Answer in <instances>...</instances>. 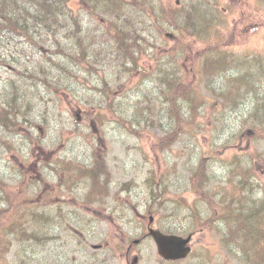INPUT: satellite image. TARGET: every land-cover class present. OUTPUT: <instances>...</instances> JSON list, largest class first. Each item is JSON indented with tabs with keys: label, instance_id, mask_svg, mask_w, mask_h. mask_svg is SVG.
I'll return each instance as SVG.
<instances>
[{
	"label": "rangeland",
	"instance_id": "374dc122",
	"mask_svg": "<svg viewBox=\"0 0 264 264\" xmlns=\"http://www.w3.org/2000/svg\"><path fill=\"white\" fill-rule=\"evenodd\" d=\"M18 1L23 6L17 9L21 14L16 12L14 18L28 16V31L35 34L32 38L34 46L20 47L11 43L0 49L2 57L11 53L14 56L6 60L0 57V103L6 102L12 90L17 88L18 93L31 95L35 119L38 109L43 111V124L37 123V126L33 122L36 130L40 127L38 139L37 132L34 135L29 132L33 135L34 144L25 140L23 129L20 128L22 133L15 132L13 125L0 132L1 172H4L5 162L10 160L13 163L10 173L24 174L22 176L19 173L18 179L8 173L5 175L0 172V176L9 185L8 194L16 207L29 204L25 194L29 181L40 179L41 191L33 195L39 194V201L25 211L29 230H33L34 233H31L38 238L26 236L19 243L12 238L4 264H162L149 238L134 245L128 253L129 258L126 254L114 252L112 246L114 243L120 244L125 233L134 232L133 237H139L140 228L148 221L150 214H154V226L179 231L184 230L191 221L188 218L189 214L192 215L191 208L205 217L209 207L204 200L197 198L191 183V176L202 156H205L206 164L203 187L212 196H218L217 191L221 185H225L229 175L232 177L234 173H247L248 170L250 179L264 187V138L252 139L246 135L239 142V132L232 126L237 125L239 112L228 113L227 104L220 103V99L211 93L222 91L230 96L231 101L243 103L245 115H248L247 110L261 102L256 93H264V0H147L143 5L134 4L132 0H67L66 9H86L85 13L80 10L84 14L79 15V22L84 21L82 18L85 16L91 31L95 26L100 28V32L95 34L96 45L84 43V54L80 50V55L70 59H77V66L68 72L63 64L66 50L70 51L72 45L56 48L50 43L44 44V39L40 38L46 33L48 37L51 19L44 18L43 28L31 26V15H27H33L30 4L27 5L25 0ZM216 8L220 12L217 14L219 20L214 25L215 30L188 35L185 27H176L166 21V12L171 9H180L177 21L182 24L187 18V9ZM107 9L114 10L107 13ZM104 19L116 21L118 27L125 28V33L136 37V45L140 44L139 48L136 45L132 48L133 52L140 50L139 67L132 74L127 73L129 56L123 57V48L114 46L116 41L109 31L103 29L106 26ZM221 30L224 34L221 43L226 46L220 47L224 57L222 63L213 70L214 74L207 76L200 68L201 59L196 69L197 78L193 77L195 82L191 83V91L201 92L202 102H197L198 114L194 116L193 111H190L180 119L174 117V110L180 108V100H177V107L172 108L170 98H165L168 85H155L154 79L165 72L170 75L174 71L178 75L190 77L188 67L192 65L197 51L208 44L215 45ZM40 47H44V52H39ZM29 59L45 65L46 76H58L52 78L54 85H45L53 94H47L42 88L37 91V87L33 86L31 74H25V66L19 65V62ZM221 69L223 71L216 74ZM67 76L70 82L65 83L76 86L74 93L57 85ZM32 78L44 85L40 78ZM103 83L108 84L109 92L116 88L119 90L114 94L115 101L119 103L116 108L122 105L127 96L129 116L126 123L137 129L138 133L124 127L121 124L123 120L117 114L111 116L105 110L99 115L102 124L92 127L93 107L89 100L97 92L96 105L99 108L105 106V98L98 94L104 88ZM243 94L246 96L243 97ZM137 97L146 99L143 111L135 108ZM45 98L50 100L49 104ZM56 107L62 114L51 115ZM77 107L83 110V117H78V129L73 122ZM147 115L148 123L144 119ZM179 124L183 128L175 136L167 138L169 143L163 146L161 138L171 136L170 132ZM209 124L227 128L221 138H217L218 129L209 130ZM230 127L234 128V133ZM91 132H102L101 140L93 142L91 138L85 137ZM156 140L158 142L151 145ZM96 142L105 151L104 170L109 172L108 180L107 174L96 168ZM46 148L48 152H43ZM31 152L36 156L24 159L23 155ZM53 159H58L60 165L64 163L70 168V172L65 173V182L67 176L71 175H74L75 180L77 177V182L72 188L64 185L59 191L44 195L42 187L51 191L49 183L53 181L44 165ZM100 161L103 163V160ZM60 175L64 176L63 173ZM92 183L105 188L108 196L90 201L87 194ZM260 193L264 194V188ZM155 199L160 204L152 209L154 213L143 216L142 209ZM1 202L3 200L0 205ZM21 219H24L23 214ZM68 233L71 236L72 233L76 234L72 244L67 238L70 237ZM58 234L66 236L62 237L65 247L70 243L67 252L60 249L59 240L52 241ZM224 242L219 226L214 225L209 231L195 233L193 252L188 260L170 264H242L230 256ZM100 243L102 248H93L94 244ZM104 243L107 244L104 246ZM135 255L138 259L133 263Z\"/></svg>",
	"mask_w": 264,
	"mask_h": 264
},
{
	"label": "trees",
	"instance_id": "16d2710c",
	"mask_svg": "<svg viewBox=\"0 0 264 264\" xmlns=\"http://www.w3.org/2000/svg\"><path fill=\"white\" fill-rule=\"evenodd\" d=\"M128 1L131 2V0ZM132 1L134 4L143 5L147 0ZM25 3L27 5L30 4V8L32 9L33 15L31 13H27V15H31V26L37 25L39 28H43V24H45L43 21L44 18L49 17L51 19L47 30L48 37L46 36L47 33L44 37H41V39H44L45 41L44 44L50 43L53 46H56V48L57 46L64 47L68 44L72 45V49L70 51L66 50V58L64 59L65 62L63 64V67L66 68L67 72L69 69L72 70L74 69V66H77V59L75 61L70 59L75 55H80V50L82 51V54H84V43L96 45L95 34L96 32H100V28L95 26L91 31L90 25L85 21V16L82 18L84 21L79 22V15H83L86 12V9H66V4L68 3L67 0H25ZM22 6L23 4L18 0H0V46L6 44L8 40L12 39L14 34L15 36H19L21 33L26 35L25 33L28 31L27 27H30L28 26V16H15L14 18L16 12L21 14L17 9H22ZM80 10L84 13H82ZM113 10L114 9H107L106 12L110 13L113 12ZM179 10L180 9L168 10L166 12V21L176 27H185L188 31V35H190V33L195 34L200 31L215 30L214 25H216L219 20L217 14L220 12V10H218V8L210 10L190 9L189 11L187 9V18L182 24H180L177 21L180 17L178 14ZM104 20L106 21V26L103 29L105 31H109L112 38L116 41L114 46L120 49L123 48L121 53L123 57L126 55L129 56L130 60H128V62L130 65L126 63L127 73L132 74L133 70H136V68L139 67L137 62L139 59L138 53L140 50L137 49L134 52L132 51V48L136 45V37H131L128 33H125V28L122 29L121 27H118L116 21H108L107 19ZM126 30L129 32L127 26ZM134 33H138V31H135ZM140 35L144 36L142 33H140ZM51 36L53 37L52 39L50 38ZM223 36L224 34L221 30L219 39L215 45L208 44L206 47L200 48L197 51L195 58L192 59V65L188 67V72L191 74L190 77L178 75L177 71H174L170 75L165 72L160 77H158V79H154L155 85H158V83H160L162 87H166L168 85L165 98L166 96L170 98L172 108H176L178 104L177 100H180V108H176L174 110V117L180 119L183 116H187L190 111H193L194 116L198 114L199 106L197 102H202V99L200 98L201 92H197L196 90L191 91V83L193 84L195 82L193 77L196 76V69L201 59L200 68L202 73L207 76L214 74L213 70H215L222 63L224 57L220 53V47H225L221 43ZM136 46L139 48L140 44L137 43ZM39 52L41 53V48H39ZM181 53L183 58L187 61V57H184L183 49H181ZM19 65H24L28 74H31L30 78L32 79L33 86H38L39 89L42 88L45 91V83L44 85H39L40 81L33 79L32 76L40 78L39 80H44V78L50 79L45 81L46 85H54L52 78L56 79V77H58L56 75L53 77L46 76V67L41 62H31L29 60L19 62ZM246 70L250 71L249 69ZM222 71L223 69L218 71L216 74H219ZM143 74H145V72ZM258 75H260V73H258ZM22 78L25 80L26 77L22 75ZM258 79L262 78L258 77ZM171 80L172 82H170ZM65 81L70 82L69 76L61 79L57 85L61 88L62 86L68 88L73 93L76 92V86L73 84L67 85ZM103 84L104 88L102 91H98V94L105 98V106L99 108L96 105L98 96L97 92H95L93 99L89 100L93 107V116L91 117V122L93 124L96 123L97 125L102 124L99 115L103 114L102 110H105L111 116L112 114H115L114 116L117 114L119 118L123 120L121 124L124 127L128 128L132 132L138 133L139 131L137 129L126 123V120L129 116L128 107L126 105L127 96L123 99L122 105L116 108L118 102L115 101L114 94L119 90L116 88L109 92L108 84ZM52 92L53 91L48 90L47 93L51 94ZM211 93L220 99V103L227 104V110L229 111L228 113L232 114L239 112L237 125L232 124V126L239 132V142H242L246 135L252 139L264 138V93L259 91L256 93V95L261 98V102L257 103L255 107L247 110L248 115H245L242 110L244 107L243 103L238 104L237 101H231L230 96L222 93V91H220V93L212 91ZM230 93H232V90ZM38 94L39 93H37V95ZM245 96L246 94H243V97ZM7 103V106L0 110V125L9 126V122H11L15 132L19 133H22L19 128L21 127V129H23V136L25 137V140L29 143H33L35 141L33 139V135L34 132H37V130L33 125V122H35V117L29 116L35 112V108L31 107V99L29 97H25L21 93H18L17 88H15L10 93ZM144 103H146V99L137 97V100L134 104L135 108L143 111L146 107ZM215 104L216 103L214 102L213 105ZM242 113H244V115L240 117L239 114ZM35 115L38 119L42 120L43 115L39 109L38 113ZM144 119L147 123L149 122L148 115L144 117ZM233 127L230 128L234 133ZM182 128L183 125L179 124L173 128L172 132H170L171 136L161 138L163 146H166L169 143L167 138L169 139L172 136H175L178 130ZM208 128L209 130L218 129L216 136L217 138H221V135L224 133L227 127L209 124ZM29 132H31L33 135ZM37 134L38 139L40 137L38 132ZM85 137H89L91 139L94 138L93 142L100 141L102 138V132L97 133V135L91 132L86 134ZM155 142H158V140L152 142L151 145ZM96 145L98 148V150L95 152V157L98 161L97 165L95 164L96 168H100V171H104V173L107 174L108 180L109 172L107 170L105 172L104 170L105 162L103 156L105 151L100 143L96 142ZM204 158L205 156H202L199 165L192 174L191 183L197 198L204 200L203 202L208 205L211 216L208 218H203V215L201 216L195 211V209H193L191 216L192 221L194 222V228L190 229L189 231L194 232L198 229H209L214 225L218 226L217 223H219L222 226L223 238L226 240L228 249L239 255L240 259L238 261H240L242 264H264V194L260 193L261 189L264 188L263 185L260 187V185L255 184L256 182L254 179H250L249 175L251 173L249 170L247 173H234L232 177L229 175L228 181L225 183V185H221L220 189L217 191L218 196L214 197L211 195L212 193L206 189V187H203V180L206 178V164ZM100 160H103V163ZM47 170L52 175L53 182L55 180L51 191L48 190V192H57L59 191L60 187L64 185L66 188H72L77 182V177L75 180L74 175L67 176V181L65 182V173L70 172V168L66 164L64 165V163L62 165H60L59 162L57 164H49V169ZM19 173L20 175L24 176L23 173ZM19 173H12V176H17L18 179ZM61 173L64 174L63 177H61ZM44 180H47V177H45ZM39 183L40 179L37 181H29V183L26 185L27 187H25V194L29 199V204H21L16 207L10 200L12 199L10 194H8L10 191V189H8L9 185L4 184L2 181L0 182V201L3 200L0 205V264H4L6 262L5 255L9 252L12 238H15L17 243L22 241L26 236H33L36 239L38 238L37 236L33 235V230H29V225L27 220H25V211L27 210V207H33L34 204L39 201V194L37 196H33L41 191V185ZM48 192H46L45 195ZM105 194V188L99 187L97 184L94 186L92 183L91 190L88 191L87 198L90 201H94L100 196L103 197ZM156 201H158V199ZM13 210H15V214L12 213V217H10V213ZM22 214L24 219H21ZM66 220L68 222L70 221L68 219ZM221 226H219V228H221ZM63 232L65 233L66 231L63 230ZM35 234L41 235L40 233ZM69 236L70 237L67 238L72 244V242L76 240V234L72 233V236L70 234ZM62 237L66 236L58 234V237L53 238L52 241L59 240L60 249L65 252V249L69 247L70 243L65 247L62 242ZM116 245L118 246L119 244L114 245L115 250L117 249ZM231 251H229L230 254L234 255V253Z\"/></svg>",
	"mask_w": 264,
	"mask_h": 264
},
{
	"label": "water",
	"instance_id": "95a60500",
	"mask_svg": "<svg viewBox=\"0 0 264 264\" xmlns=\"http://www.w3.org/2000/svg\"><path fill=\"white\" fill-rule=\"evenodd\" d=\"M150 234L156 241L158 252L166 259L184 257L190 250L187 245L190 236L184 238L174 234L167 235L154 229H150Z\"/></svg>",
	"mask_w": 264,
	"mask_h": 264
}]
</instances>
